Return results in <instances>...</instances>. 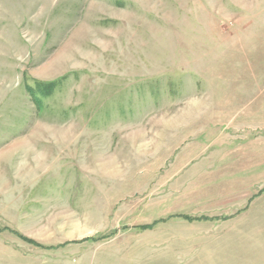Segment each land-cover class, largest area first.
Returning a JSON list of instances; mask_svg holds the SVG:
<instances>
[{"label":"rangeland","instance_id":"374dc122","mask_svg":"<svg viewBox=\"0 0 264 264\" xmlns=\"http://www.w3.org/2000/svg\"><path fill=\"white\" fill-rule=\"evenodd\" d=\"M0 264H264V0H0Z\"/></svg>","mask_w":264,"mask_h":264}]
</instances>
